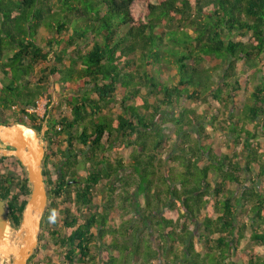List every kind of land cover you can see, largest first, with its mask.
<instances>
[{"label": "trees", "instance_id": "1", "mask_svg": "<svg viewBox=\"0 0 264 264\" xmlns=\"http://www.w3.org/2000/svg\"><path fill=\"white\" fill-rule=\"evenodd\" d=\"M52 92L58 114L42 130L26 109ZM15 123L42 134L58 186L77 176L78 152L88 166L73 201L89 216L80 225L68 210L70 231L49 233L62 264H98L89 244L105 239L100 264H264V0H0V125ZM117 142L129 163L105 157ZM8 159L0 200L17 229L31 191ZM120 210L134 215L117 226Z\"/></svg>", "mask_w": 264, "mask_h": 264}, {"label": "water", "instance_id": "2", "mask_svg": "<svg viewBox=\"0 0 264 264\" xmlns=\"http://www.w3.org/2000/svg\"><path fill=\"white\" fill-rule=\"evenodd\" d=\"M0 157H14L25 169L30 196L18 228H14L4 201L0 200V264H27L38 244L41 219L47 203L42 162V134L20 125H0Z\"/></svg>", "mask_w": 264, "mask_h": 264}, {"label": "rangeland", "instance_id": "3", "mask_svg": "<svg viewBox=\"0 0 264 264\" xmlns=\"http://www.w3.org/2000/svg\"><path fill=\"white\" fill-rule=\"evenodd\" d=\"M45 35H46L45 32L44 31H41L39 38L41 36L44 37ZM174 71H175V69L172 68L169 72H171V74H172V73H174ZM75 93H78V89L72 87V88H70L69 91H67L66 95H68V94L69 95L70 94H75ZM242 95H243V92L240 93V97ZM55 99H57V95H55ZM179 105L182 106V107H185V108H189V109L195 110L198 114H201L203 112V109L205 108L200 103H191V102H185V101L179 102ZM175 108H176V106L174 105V109ZM109 109H110V111H106V112L113 116V114H114L113 112L116 111L115 107H112V108H109ZM51 111H52V113L54 111V114H58L57 109H55V110L53 109ZM6 115H7V119L9 120V122H12V120H13V113L11 111H7L6 112ZM248 128H249V130H251L252 129V126L250 125ZM165 129H166V127H165ZM167 131H169V130H167ZM257 134H258L257 135L258 138H257L256 144H257V146L259 147V149L261 151H264V136L262 134H260L259 131H257ZM103 141H105V139ZM214 141L217 142V143L214 142L213 145H212V148H214V149H222L225 153H227L229 155L231 154V148H224L223 146H221L222 145V143H220L222 141V138L221 137H219V138L218 137H215L214 138ZM118 145H119L118 142L116 144H114V145L113 144H107L106 143V145H105V152H104L105 153V157L109 158L112 161V163L115 162V160H117V159H121L124 164L129 163L130 153H131L132 150L131 149H127V150L116 151V148H114V146L117 147ZM1 148H4V146H1ZM54 160L55 161H53L52 163L57 162L58 158H56V159L54 158ZM10 161H11V159H8L6 162H10ZM83 161H84L83 156L80 154V152H78L76 171H77V176L79 178H84L87 175V172H88V166L83 165ZM129 171L130 170H127V171L124 170L123 172H120L119 175H118V177L121 178V179L122 178L123 179H126L127 176H125V175L128 174ZM17 173H20V169L18 170ZM114 184L115 185H118L117 182H114ZM101 191H102V189H97V191H96V195H97L96 202L99 203V204L102 203ZM119 191H121V190H119V188H118V194H119ZM104 194L106 195V193H104ZM116 195H117V192H116L115 196H113L114 199H116ZM138 199H139V203L141 204V206H143V198H142V196H139ZM119 203H121L120 200H118L117 202L115 201L114 202V205L116 204L118 206ZM60 207H61V209H63V207H67V209L68 208L72 209V207L70 206V204L60 205ZM55 213L56 214L54 216L55 217L54 220L56 221L57 224L55 226L54 225H51L50 227L53 228V229H57L58 228V230H59L58 235L59 234H64L68 230H66V229L61 230L60 229V224H61L60 223V219L63 218L62 212H59V213L55 212ZM77 213H79V211ZM133 215H134V213L129 214V215L123 217L122 212L120 210L119 214H117V216L114 217L113 222L117 226H119L124 221L132 218ZM148 227H150V225ZM191 228H193V227L191 226ZM143 232H144L142 234L143 235V238L149 239V241L154 244L155 242H153V241H154V238L156 236V233L154 232L153 227H151V229L148 228L147 230H143ZM56 240L57 239H55V240L52 239L50 237V235L48 237H46L44 239L43 244L41 245V247L40 248H37L36 247V253H34L35 252V250H34V252H33L34 253L33 254L34 255L33 261H31V263H29V264H34L36 261H38L39 263H45V262L51 261L53 264H55V263L62 264L63 263L62 258H63V251H64V249L61 246V244H58V242ZM118 241H119V243H122L123 242V237L122 236L118 237ZM98 243L100 244L99 245L100 248H98ZM107 243H108V240L107 239H105L104 241H98L95 244L97 248H94L92 250L94 252V254H95V262L96 263L98 262V264H100L101 259L104 258L103 256L100 257L98 255L101 254L102 249H104V247L107 245ZM242 245H244V243ZM104 253H105V251H104ZM109 255L112 256V257H115V258L116 257L121 258L120 254L118 256L117 252H114V250L111 251ZM234 261H237L238 264H241V262L244 263L246 260L245 259L244 260H241V256H239L237 254L234 257Z\"/></svg>", "mask_w": 264, "mask_h": 264}, {"label": "flooded vegetation", "instance_id": "4", "mask_svg": "<svg viewBox=\"0 0 264 264\" xmlns=\"http://www.w3.org/2000/svg\"><path fill=\"white\" fill-rule=\"evenodd\" d=\"M0 146H2V144L0 143ZM45 155L48 156V158L50 159V153L49 151L47 152L45 150ZM44 155V157H46ZM12 158L10 162H6V166L8 167L6 170L8 171H12V172H18V170L20 169L17 166V159L14 157H9ZM46 159V158H45ZM49 161V160H48ZM43 163V162H42ZM51 165V162H50ZM50 165L48 168H44V166L42 165V173H46V171L49 173V175H43L44 178V184H45V189H46V195H47V203H46V207L41 219V225H40V231L38 234V244H37V248H40L41 245L43 244V241L46 237L49 236L50 232H57V234L59 233L58 228L57 229H53L50 226L51 225H56V221L53 220V217L55 216V212L59 213L62 212L63 218L60 219V229H66L68 231H70V229H67L66 227H64V219L66 217V211H70L73 217H78V224L82 225L84 222V217L83 216H89L88 212L91 211L90 208H84V209H77L76 208V204L73 201L75 199V185H79L80 184V178L78 176H74V178H72L70 181H67L68 187H60L58 186L57 182L59 183V185L62 184V179H59L58 177V181L56 176L57 175H63V171L62 170H51L50 169ZM53 165V164H52ZM84 165V164H83ZM47 169V170H46ZM74 170L76 171V167L74 168ZM21 172V170H20ZM77 173V171H76ZM16 175L21 176V173H16ZM59 188V189H57ZM69 191V195H66V192ZM56 195V196H55ZM66 204H70V206L72 207V209H67V207H63V209H61L60 205H66ZM79 211V213H77ZM55 218V217H54ZM49 227V228H48ZM77 227V226H76ZM76 227H71V230H74ZM58 238V244H62V239L60 236H57ZM101 241V240H100ZM119 242V241H118ZM96 243L91 242L89 244L90 248ZM99 243H98V248L99 247ZM107 246V245H106ZM104 247V249H102V252L100 255V257L103 256L104 251H108L107 247ZM95 248L96 245H95ZM118 256H119V250L117 249ZM92 253V251H91ZM34 254V253H33ZM32 254V255H33ZM118 258V257H116Z\"/></svg>", "mask_w": 264, "mask_h": 264}, {"label": "built area", "instance_id": "5", "mask_svg": "<svg viewBox=\"0 0 264 264\" xmlns=\"http://www.w3.org/2000/svg\"><path fill=\"white\" fill-rule=\"evenodd\" d=\"M55 102V94L52 92L50 99H48L47 96L41 97L35 102L34 107H29L26 109V112L28 114L36 115V117L38 118V122L42 124V130H44L46 127L45 124L48 117V113H51ZM17 110L18 109L16 107H12V111L15 112ZM42 119H44V121L40 122V120Z\"/></svg>", "mask_w": 264, "mask_h": 264}, {"label": "clouds", "instance_id": "6", "mask_svg": "<svg viewBox=\"0 0 264 264\" xmlns=\"http://www.w3.org/2000/svg\"><path fill=\"white\" fill-rule=\"evenodd\" d=\"M53 220H54V217H53Z\"/></svg>", "mask_w": 264, "mask_h": 264}]
</instances>
